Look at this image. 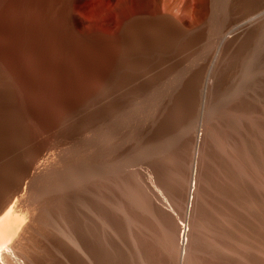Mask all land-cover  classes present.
Segmentation results:
<instances>
[{"label":"rangeland","instance_id":"374dc122","mask_svg":"<svg viewBox=\"0 0 264 264\" xmlns=\"http://www.w3.org/2000/svg\"><path fill=\"white\" fill-rule=\"evenodd\" d=\"M167 1L168 0H164L165 3ZM174 1H176L175 5L172 4L173 7H171L170 10L171 13L175 15V18L177 16V19L182 18L186 22V29H189L184 32L175 30L173 27L168 28L158 20L148 17V15L154 17V10L157 6H160V4L162 5L163 0L160 1L161 3L159 5L156 3V0H0V67L3 74H5L7 76L6 78L9 80L8 84L11 87H9V89H11L10 92L12 91L13 105L19 113L20 121L26 135L33 138L34 135L37 136L40 133H44L43 135L45 136V132H47L46 127L51 121L61 118L63 112L66 111L69 106L79 101L87 92L99 90L101 88L100 84L102 76L104 72L114 64L116 55L118 57V63L120 62V66L123 68L122 72L124 74L127 72L130 73L131 71H134V73L137 74L140 71H153V69H155L154 67L157 69L164 68L165 70H172L174 66L171 61V56L175 52L174 56L176 55L179 57L181 54L185 56L188 54L186 57V59L188 58L187 62L190 61V58L191 61L194 58H197L196 61L199 62L198 59H201L200 52L202 51L203 53H206L207 57V62H205L204 66L205 68L203 67L200 72V76L203 78L206 75V71H208L207 68H210L213 64L214 57L220 50L221 43L217 39L219 38L220 33L213 35L217 37H215L214 42H211L209 49H196L197 47L195 48V46L194 48L193 46H189L188 37L191 33H195L192 29L200 30L201 28V30H205L209 13H206L205 15L202 14V12L204 11L205 4H208V1L210 2V0ZM241 1L242 0H239V2ZM250 1L255 2V6L264 0H249V2ZM243 2L246 1L244 0L242 3ZM232 4L233 0H218L217 7L219 6L218 9L220 11L218 14L223 11V14H225L224 19L226 16L228 17L227 9H232ZM234 6L235 10H237L235 16L239 15V13L245 9L252 8L251 5H245V7L238 2ZM260 10L263 11L264 6ZM138 16L139 19L136 21L135 18ZM233 16L234 14L228 17V20ZM129 19L132 20V23H129ZM143 19H145V21ZM140 20L142 22H140ZM137 22H139V24ZM227 30L228 29H226V31ZM226 31L223 32L225 33ZM187 33H189V35ZM221 35H223V33H221ZM225 35L226 34L223 36ZM186 47L188 49H186ZM136 49H140L145 54L146 59L142 62H139L133 54ZM205 49L206 51H203ZM183 55L181 57L185 59V56ZM189 55L192 56L188 57ZM121 57L122 60L124 58L123 61L121 60ZM256 58L257 56L255 59ZM186 59L183 61L186 62ZM165 61L169 63H166ZM241 62L243 63V60H241V55L239 53L233 59L229 60L226 70L229 72L227 73L230 74L228 77L231 82L233 81L232 75L234 69L241 71ZM156 64L159 65L156 66ZM163 65L167 67H163ZM262 71L264 73V68ZM131 76L132 75H130V77ZM176 76L177 79L174 76L173 81L177 80L176 82H178L182 79L181 75ZM99 78L101 80H98ZM253 78L254 75L247 80L249 83L247 84V88L249 89L251 87L249 89L250 92H253ZM230 86L233 88V84ZM230 86L226 87L227 89L225 88L224 92L219 96L217 111H214L210 120L205 123V126L200 130L197 129L192 134L189 133V137L186 136L184 142L185 148L183 147L184 150L178 142L179 130L182 129L181 126L183 127V124L185 123L183 122L185 120L183 119L185 118V113L183 112H186L187 110L185 107L186 105L184 104L186 95L185 91L179 88L181 90H175V94L172 96L174 99L171 97L168 111L166 113L164 112V116L158 121V131L159 136H161L159 143H162V140L165 141V143L163 142V144H165L164 154L162 153L158 155L157 153V156L155 157V151H153L154 148L152 146H149L151 150H149L150 148L148 147L144 153L136 151L138 155L135 154V151L132 152L133 154L130 153V157L136 155L137 158H131L133 159V162L131 161L127 163L129 166H122V169H120L123 170L122 172L120 171V175H124H119V189L120 193L124 194L123 196L125 197H127L125 192L128 193L130 197L128 196L129 198H127L132 205L128 202V207H126L128 208L126 209L128 215H126V212L123 214L122 210V212L120 211V214H122L120 219H116V229H119L117 230L118 233L114 245L105 250L107 264H142V258L143 260H146L147 264H189L188 262L193 260L190 262V264H192L196 259L197 263L195 262V264H198L199 262V264H237V260L241 257L244 262L240 259L238 264H264V107L262 106L264 92H261L257 96L248 91L249 94L242 93L239 90L244 88V86H241L239 83V85L236 84L237 90L234 93L233 91H230L232 89ZM239 86L242 88H239ZM226 93L230 94L226 95ZM241 102L244 104V108L237 109V105ZM179 106L183 107V109ZM150 110L151 109L147 107L143 108L141 112L142 120L145 118V120H148L149 122L152 120ZM242 111L243 113H241ZM181 114L184 115V117L181 116ZM148 115L151 117L150 120ZM189 117L187 119L188 124L192 125L193 122L195 123L197 121V117ZM212 117L213 121L211 120ZM127 121L128 120L125 122L132 124L130 123V120ZM25 124L28 126V129ZM209 126H212V128ZM209 128L211 131L208 130ZM130 129L131 128L128 127L126 130L129 135L124 133V135H126L124 136V141L127 140L129 143L131 142L130 144L132 145L131 132L133 131ZM206 130L210 132L207 131L210 135H208V133L205 134ZM213 130L215 131V134L218 133L216 136L214 135ZM203 134L206 135V140H209L208 142L205 140ZM197 137H200L198 148L199 153L197 152L196 154H193L195 153V151L193 152V146L195 145L194 139ZM235 141L238 145H235ZM169 142L172 143L170 144ZM227 142H230L231 144ZM175 143L177 147L176 145L174 146ZM205 144H207L208 148ZM204 145L206 146V149ZM167 150L170 151L169 154ZM200 150H202V152H200ZM203 152L206 154L204 155ZM183 153L184 155H182ZM185 153L187 155H185ZM149 154L153 155V157ZM149 156L151 157L149 158ZM162 157L164 158L162 159ZM206 157L212 158V160H208ZM148 158L153 159L148 160ZM174 159H176V161ZM192 159L196 160H194L195 168L191 166V163H193ZM199 159L203 162L200 161V166L198 163ZM138 160H140L141 163ZM181 160H184V162ZM140 165L141 170L145 167L144 170L148 168V170L150 169L151 171H136L135 167H140ZM126 170H129V173H127ZM207 170L210 171L208 172ZM148 172L150 174L152 172L153 175L151 174V177H154H152L153 181H155L154 186L156 183L159 185L158 187L156 186L157 188H152L150 183H148V179L145 178V176L148 177V175H145L149 174ZM176 174L180 175L176 176ZM208 174L209 176H207ZM186 176H188V179ZM128 179L131 182L127 183ZM185 180L188 182L185 183ZM135 181H138L139 183L141 182V185ZM131 183L132 192L130 190ZM145 183H147L149 187L146 186ZM123 186L125 188L129 187V190L127 189L128 191H125L126 189L122 188ZM159 188L161 191L163 190L162 197L164 199L167 198V200L163 201L164 203H161V201L159 202V196H161ZM142 189L147 190L146 192L151 191V194L148 193V197L149 200H151V203L158 205L157 210H152L149 206H142L144 205V202L137 199L134 195L136 194L135 192L139 190L142 191ZM145 190L143 191L145 192ZM154 190H156L155 192L157 193H155ZM170 193H172V195ZM165 195L166 197H164ZM150 197L158 200L153 198L150 199ZM134 200L137 201L135 205ZM139 200L142 204H140ZM132 201L134 202L132 203ZM157 201L160 204L157 203ZM136 206L138 208H136L137 210L135 209ZM149 208L151 210H149ZM129 211L133 212L130 213ZM152 212H154V216L155 214L158 215L160 221L156 219L157 216H155L156 218L152 217ZM134 216L136 218H134ZM131 217H133L134 220H137L134 221ZM164 217L172 223L168 222L167 219L166 223ZM171 217L174 218L175 223L178 220L176 224L179 223V227L182 222L183 226H185L184 230H186L185 234L183 233L181 237H179L180 234L178 232V246L181 249L178 248V250H180V255L178 253L179 251L176 252L178 254L174 253L177 258L171 253V251H169L171 247L170 233H167L169 232V229L170 231L172 230L171 227L173 228V225L175 224L173 220L170 219ZM142 218L144 219L142 220ZM128 220H130L131 223ZM136 221L139 222L138 225ZM142 221L143 223H140ZM145 222H148L149 224H146ZM169 223L173 225L171 226ZM140 224L144 226H139ZM161 224L164 225L161 226ZM128 225V229L131 227L133 230H131L132 234L131 232L129 234V230L126 228ZM134 226L138 227L135 228ZM156 226L157 228H155ZM164 228H166L165 231L163 230ZM147 231H150L151 233H148ZM163 233L167 234V236L166 234L165 236L167 237V240H169L168 243L164 240L165 236L162 235ZM156 234L158 236H156ZM143 235L146 237H143ZM161 236L162 240L159 239ZM184 236L186 243L181 240ZM157 243L160 245H157ZM163 245L168 246L166 247L169 252L166 251V247L164 246V248ZM138 250H141L142 255H140V253L137 255L139 252ZM236 252L238 254L240 252L242 253L238 255ZM233 253H235V256ZM177 255L180 257L178 262L176 261L178 260ZM169 256H172L176 263H174L175 261H172V258ZM188 258L190 260H188ZM56 264L60 263L58 262Z\"/></svg>","mask_w":264,"mask_h":264},{"label":"bare ground","instance_id":"6f19581e","mask_svg":"<svg viewBox=\"0 0 264 264\" xmlns=\"http://www.w3.org/2000/svg\"><path fill=\"white\" fill-rule=\"evenodd\" d=\"M156 1L158 5L161 3L160 2L161 0H156ZM217 1L218 0H210V2L208 1V4H205L204 11L202 12V14L206 15V13H209L208 14L209 16L207 15L208 18H207L206 25H205L206 28L204 27L205 30H201V28L200 30H197V29L194 30L192 29L194 26L193 25L191 29L193 30V32L195 31V33H191L190 36L188 37L189 46L191 47L193 46V48L195 46V48L197 47L196 49H200V48L209 49L211 42L212 41L214 42L215 37H217L213 35L214 34L217 35L220 33L219 38H217L219 42L221 43L220 50L214 57L213 64L210 66V68L209 67L207 68L208 71H206V75L203 78L200 76V72L205 66V62H207L206 60L207 57H206V53H203L201 50H199L201 51L200 52L201 59H198L199 62L196 61L197 58H194L192 61L190 58L191 62L190 61L187 62V59H188V58L186 59L188 55L187 53H185L187 54L186 56L181 54V56L182 55L185 56L186 62H184L183 60L185 59L182 58L181 56L180 57L176 55L174 56V54L176 53L175 52L171 56L172 58L171 61L174 66L172 70H165L164 68L162 69L160 67H159L160 69H157L156 67H154L156 70L153 69V71L149 70L148 72L140 71L137 74H135L134 71H131L130 73L127 72L126 74H124L122 72L123 68L122 66H120V62L118 63V57L116 55L114 64L110 68H108L102 76V81L100 84L101 88L97 91L92 90V91L87 92L86 94H84V96L81 97L79 101L69 106V108L63 112L61 118L58 117L59 119H55L51 121L50 124L46 127L47 132H45L46 133L45 136L43 135L44 133L43 134L40 133L37 136L34 135L33 138H30L31 136L28 135L29 136L28 137L26 133L24 132V129L20 121L19 113L13 105V98L11 94L12 91L10 92L11 89H9L10 86L8 84L9 80L8 78H6L7 76L3 74V72L1 71L2 69L0 67V264H50V262L51 264H56L58 262L60 264H107L105 250L111 248L112 245H114V242L116 240L117 233H118L117 230L119 229V228L116 229V219L117 218L120 219L122 215L120 214V211L122 212L123 210L122 212L123 214L124 212L127 211L126 209L128 208L126 207H128V202H129L128 198L130 197L128 193L126 192L125 194H127L126 195L127 197L129 196L128 198L123 196L124 194L120 193L119 175H120V171L121 172L123 171L120 169H122V166L124 167L129 166V164L127 165V163L133 160L131 158L136 157L135 154L138 155L136 151L144 153L146 152V149L149 146L150 147L152 146L154 148L153 151L156 152V153L154 152L155 157L157 156L156 155L157 153L158 155L162 153L164 154L165 144H163V142L165 143V141L162 140L163 142L161 141L162 143H159L161 136H159L158 121L168 111V108L170 107L171 97L175 94L174 93L175 90H178L179 88H181L185 91V95H186L185 96L186 103L184 101V104L186 105L185 107L187 110L185 109L186 112H183L185 113L184 114L185 118H183L184 115L182 114L181 116L183 117H180V118L185 119L183 121L185 123L183 124L181 122L183 124V127L181 126L182 129L179 130V142H178L181 145L182 149L183 147L185 148L184 142H185L186 136H188L189 133L190 134L194 133L197 129L200 130L201 128L205 126V123L208 122V120H210L211 115L218 108L219 96L224 92V89L226 87H229L230 85L233 84V88L230 86L232 88L230 91H233L235 93V91L237 90L236 84L239 85L240 83L241 86H244V88L239 86V88L241 87L242 89L241 90L238 89L242 93L249 92L257 96L261 92L262 93L264 92V73L262 71V69L264 68V10L263 11L260 10L264 6V1H261L259 4L254 6L255 2L253 1L249 2L248 0L247 2V0H245L246 2L242 3V1L244 0H242L241 2H239V0H233L232 9H227L228 17L234 14V16L229 20L227 16L224 19L225 14H223L222 10H221L222 13L218 14V12L220 11L218 9L219 6L217 7ZM175 2L176 1L174 0H168L165 3L163 0L164 4L162 3V5L160 4V6H157V7L155 6L156 7V9L154 10L155 13H153L155 14L153 15L154 17L149 16V15L148 17L158 20L160 23H162L164 26L168 28L173 27L175 30L184 32L185 30L189 29V28L186 29L187 27L186 22L182 18L177 19L178 18L177 16L175 18L174 17L175 15H173L170 10L171 7H173L172 4L175 5ZM237 2L243 4L244 6L251 5L252 8L245 9L241 13H239V15L235 16V12L237 10H235L234 5H236ZM135 19L136 21H138L137 19H139V16ZM132 20H130L129 23H132ZM141 20L140 22H142ZM143 20L145 21V19ZM137 23L139 24V22ZM143 25H144V22H143ZM226 29L228 30L226 31ZM223 31H226V32L224 33ZM221 33H223V35L224 34L226 35L223 36L221 35ZM187 34L189 35V33ZM187 47L186 49H188ZM203 51H206V49ZM238 53L241 55V60H243V63L241 62L240 64L242 68H241V71L238 69H234L233 75H232L233 81L231 82L228 77V75L230 74H228L229 72L226 70V68L228 66L227 64H229L228 63L229 60L233 59ZM133 54L139 62H142L143 60L146 59L145 54L140 49L134 50ZM191 56L192 55H189L188 57H191ZM256 56L257 58L255 59ZM121 60H122V57H121ZM166 63H169V62H166ZM157 65L159 64H156V66ZM165 65H163V67ZM168 67H169V64H168ZM170 68H171V65H170ZM130 75L132 76L130 77ZM176 75L182 76V79L178 82H176L177 80L173 81L174 76L177 79ZM253 75H254V78H253L254 82H252L253 85L251 84L253 92H250L249 89L251 87L249 89L247 88V84H249L247 80L249 79V77ZM98 80H101V79L99 78ZM227 94L229 95L230 93H226V95ZM172 99L174 98L172 97ZM240 104H242V102ZM240 104L237 105V109L244 108V104L242 105ZM262 106L264 107V100H263ZM145 107L151 109L150 111L152 115L151 114L150 115L152 116V120L150 122L148 120H145L146 118L142 120L141 112L143 108ZM180 108L183 109V107H180ZM241 113H243V111ZM189 116L190 117L193 116L194 118L197 117V121L195 123L192 121L194 123V124L192 123V125L188 124L187 122V119ZM148 117L150 120L151 117L149 115ZM216 117H217V113H216ZM126 120L128 121L130 120V123L132 124L126 123L125 122ZM211 120L213 121V117ZM217 124H218V119H217ZM128 127H130L131 128L130 130L133 131L131 132L132 133L131 140L133 143L132 145L130 144L131 142L129 143L127 140L124 141V136H126L124 135V133L128 134L126 132ZM210 128H212V126ZM210 128L208 130L211 131ZM27 129H28V126H27ZM214 129H215V125H214ZM208 130H206V132L204 131L205 134L209 132ZM213 132L215 136L216 134H218V133L215 134L214 130ZM209 133L208 135H210ZM205 134H203V136H205V140H206ZM194 140L193 141L195 145L193 146L194 150L193 149L192 150L193 152L195 151V153L193 154H196L198 152V148L200 144V137H197ZM206 141L208 142L209 140H206ZM227 143H230V142H227ZM175 145L176 143L174 144V146ZM205 145L207 146V144ZM205 145L204 147L206 149ZM235 145H238V143L236 142ZM149 150H151V148ZM134 151H135V154H134L135 156L130 157V153ZM169 152L170 151H168V154ZM200 152H202V150H200ZM186 153L185 155H187ZM205 154L206 153H204V155ZM182 155H184V153ZM146 156L148 157L147 154ZM151 156L153 157V155ZM151 156H149V158ZM209 157H206V158H208V160L209 159L212 160V158H209ZM149 158L148 160L153 159V158L151 159ZM163 158L164 157H162V159ZM174 160L176 161V159ZM184 160H181V161L184 162ZM192 160L194 163L195 159H192ZM198 161H199L198 163L200 166L201 159H199ZM156 162H159V161H156ZM193 163H191L192 165L191 164L190 165L195 168L196 167L195 163L194 164ZM137 166L136 167L134 166L136 171H139V170L149 171L150 170V169L148 170L147 167H146L147 168L146 170H144L145 167L144 169L141 170V165L140 167H137ZM181 167H184V166H181ZM128 171L127 173H129ZM123 173H126V172H123ZM136 174H139V173H136ZM151 174L150 173L145 174V175H148V177L144 175L145 178H147L149 181L147 182L150 183L152 188L156 186L158 187L159 185L157 183L154 186L155 181H153L152 179L153 176L151 177ZM123 175L124 174L120 176H123ZM178 175L176 174V176ZM207 176H209V174ZM181 178H182V172H181ZM186 178L188 179V176H186ZM129 179L127 180L128 181L127 183L131 182L129 181ZM205 179H206V176H205ZM185 181H186L185 183L188 182L187 180ZM135 182H138V181H135ZM145 184L146 186H148L147 183ZM176 184H177V181H176ZM124 186L122 188L126 187ZM130 186H131L130 187V190H131L132 183ZM128 188L129 187L125 188L126 189L125 191H128L129 190ZM143 190L145 189H142V191L139 190L135 192L136 194L134 195L137 197V199H140L142 202H144L143 203L144 205L142 206H147V207L149 206L152 210H157L158 205L151 203V200H149V197H148V193L151 194V191L146 192L148 188L147 190H145V192ZM155 191L156 190H154V192ZM159 191H161V189ZM159 191L158 193L160 194ZM162 191H161V196H159L160 197L159 202L161 201V203H164L163 201L167 200V198L164 199L162 197ZM172 193L170 194L172 195ZM135 196H134V199H135ZM164 197H166V195ZM152 198L153 197H150V199ZM140 200L139 202L140 204H142ZM155 200H158V199H155ZM134 201H132V203ZM159 202L157 201V203ZM135 203H137V201L134 202V205ZM136 208L137 206L135 207V209ZM150 208L149 210H151ZM152 213L151 214L153 216L152 215L151 216L153 218L157 216V218L156 217L155 218L159 220L158 215L155 214L154 216V212ZM126 215H128L127 212H126ZM143 217H146V216H143ZM131 218L134 220V218L136 217L134 216V218L133 217ZM143 219L144 218H142V220ZM166 219L167 218H165V221ZM170 219H172L174 222V218L171 217ZM130 220L128 221L130 222ZM168 222H171V221L169 220ZM136 223L137 225L139 224V222L137 221ZM140 223H143V221ZM145 223L147 224L148 222H145ZM176 223L174 225L172 224L173 228L171 227L172 229L171 231L168 228L169 232L167 234L170 233V246H171V247L169 246L170 247L169 251H171V253L173 254L179 251L178 253L180 255V250H178L179 248L178 232L180 234L179 237H181L183 233L185 234L186 230H184L185 226H183L182 222L180 223V227L178 225L179 223L178 224ZM163 225L164 224H161V226ZM139 226H144V225L140 224ZM126 228L128 229L129 225ZM155 228H157V226ZM147 229H144V230H147ZM165 229L166 228H164L163 230L165 231ZM128 230L130 234L132 228L130 227V229ZM147 232L151 233L150 231H147ZM165 234L166 233H163L162 235L165 236ZM144 236L145 235H143V237ZM156 236L158 235L156 234ZM166 236H165L166 239L164 237L163 238L168 243L169 240H167ZM159 239L162 240V236ZM181 240L185 242V236L184 238H181ZM157 245H160V244L157 243ZM164 246L165 245H163V247ZM167 247H166V251L169 252L167 250ZM141 250H138L139 252L137 255H139V253L140 255H142ZM176 254H174V256ZM233 254L235 256V253ZM236 254L238 253L236 252ZM172 256H169V257L172 258V261H175L173 260ZM179 258L180 257L178 256V260H176L177 262L179 261ZM241 258H239V260H237L236 258L237 264ZM188 260L190 259L188 258ZM176 261L174 263H176ZM191 261H189L188 263L190 264ZM242 261L244 262V260ZM142 262H143L142 264H147L146 260H143V258H142ZM195 262L197 263V259L196 261L194 260V263L192 262V264H195ZM150 264H153V263H150Z\"/></svg>","mask_w":264,"mask_h":264}]
</instances>
